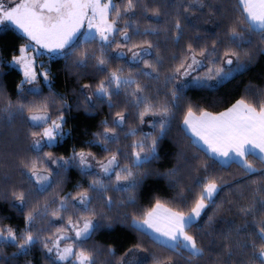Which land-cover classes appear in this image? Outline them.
I'll use <instances>...</instances> for the list:
<instances>
[{"label":"snow or ice","instance_id":"1","mask_svg":"<svg viewBox=\"0 0 264 264\" xmlns=\"http://www.w3.org/2000/svg\"><path fill=\"white\" fill-rule=\"evenodd\" d=\"M8 32L21 42L0 58V184L20 223L0 216V264H35L36 248L42 264L115 260L93 241L117 220L166 255L138 241L115 264H264V88L222 111L186 98L264 58V0H0ZM161 34L166 48L151 39ZM60 61L75 106L108 110L64 154L73 103L57 88ZM5 67L18 71L11 91Z\"/></svg>","mask_w":264,"mask_h":264},{"label":"trees","instance_id":"2","mask_svg":"<svg viewBox=\"0 0 264 264\" xmlns=\"http://www.w3.org/2000/svg\"><path fill=\"white\" fill-rule=\"evenodd\" d=\"M158 3H171L175 2L176 4H181L186 2V0H156ZM218 3H226L228 0H216ZM231 3H235V0H231ZM167 11L171 12L172 9H167ZM161 27L166 26L165 24H161ZM191 35V32L188 33ZM20 34L17 32H8L0 34V58H8L10 59V54L8 53V49L13 46H17L21 41L19 39ZM151 39L159 40L162 48H166L168 46L165 45L164 41L166 37L161 34L159 37H152ZM170 46V45H169ZM54 72H58V79L56 81L57 88L60 91H64L67 88L69 92V96L71 97L70 103H73L77 99L82 100V97H78L76 93L72 91L74 88V79L69 74L67 77L65 76V72L63 69V61L56 63L52 69ZM4 72L7 74L4 76V82L7 85L9 91L13 89V86L16 82H18V71L15 69L4 68ZM84 82H88L85 80ZM254 85L257 88H264V58H258L256 63L253 65L251 70L245 74L243 77L233 80L230 83L225 84L223 87L217 88L214 91L209 89H202L195 86H189L186 89L187 99L192 102L193 105H200L201 107H207L209 110H224L225 104L233 101V97L238 98L239 93H242L246 86ZM107 107L100 109L96 112L95 115H89L88 112L84 111V108L81 106L79 109L73 103V111L72 116L69 121V127L73 129L72 137L68 138V142L64 144L63 147L58 149V154H64L65 150L71 149L73 144L79 145L80 142L84 139L91 138V132L96 130V127L99 124V121L103 119L104 114L107 113ZM2 130V129H0ZM147 130V129H146ZM21 132L23 129L21 128ZM2 146V145H0ZM171 146H165L164 153L168 155V159L162 161L161 171L165 170L167 167L172 166L171 160ZM3 173L0 172V175ZM12 179L19 183L21 178L18 175L12 177ZM79 177L73 175L70 177V184L67 186L66 190H72V184L78 180ZM149 187L151 191H159L162 196H165V192L163 189L162 183H154L149 181ZM3 191L4 186L0 184V216L7 215L9 216V221L13 226H16L20 223V218L15 215L13 209L8 207L3 200ZM228 193L224 192L221 194V198L227 196ZM165 198H167L165 196ZM147 207V203L145 204ZM226 219L231 218L226 214ZM9 221H6L9 222ZM222 226V225H218ZM138 241H143L150 248L154 249L157 252L163 253L162 249L157 248L155 245L151 244L146 240L145 237L140 235L138 232L133 231L132 229L125 226V222L121 220H117L115 222V227L113 230L106 231L103 233L97 234L93 243L98 244L103 247H112L116 250V258L118 260L120 256L124 254L129 248H133L135 243ZM5 251L10 255L15 249L13 247H7ZM33 259L35 264H42L43 257L39 248L34 249L33 251ZM101 264H115V260L112 257L107 255H102L99 257ZM16 264V262H13ZM19 264H23V260L19 261Z\"/></svg>","mask_w":264,"mask_h":264},{"label":"rangeland","instance_id":"3","mask_svg":"<svg viewBox=\"0 0 264 264\" xmlns=\"http://www.w3.org/2000/svg\"><path fill=\"white\" fill-rule=\"evenodd\" d=\"M17 33H18V32H17ZM18 34H20V33H18ZM201 74H202V73H201ZM126 259H128V260H132L133 257H132V255L130 254L129 257H126Z\"/></svg>","mask_w":264,"mask_h":264}]
</instances>
